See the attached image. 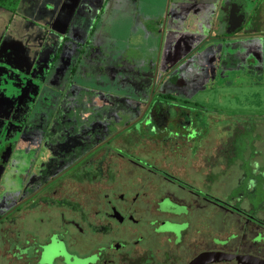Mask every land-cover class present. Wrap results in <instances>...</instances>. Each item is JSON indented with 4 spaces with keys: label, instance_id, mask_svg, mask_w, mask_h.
Masks as SVG:
<instances>
[{
    "label": "flooded vegetation",
    "instance_id": "flooded-vegetation-1",
    "mask_svg": "<svg viewBox=\"0 0 264 264\" xmlns=\"http://www.w3.org/2000/svg\"><path fill=\"white\" fill-rule=\"evenodd\" d=\"M249 1L240 26L263 0ZM69 41L39 71L18 70L7 55L0 69L12 85L0 87V264H264V200L201 190V154L218 143L201 107L162 93L141 119L83 122L76 94L54 103L82 60L60 87L43 79L54 69L62 81ZM213 153L218 164L233 154Z\"/></svg>",
    "mask_w": 264,
    "mask_h": 264
},
{
    "label": "rangeland",
    "instance_id": "rangeland-1",
    "mask_svg": "<svg viewBox=\"0 0 264 264\" xmlns=\"http://www.w3.org/2000/svg\"><path fill=\"white\" fill-rule=\"evenodd\" d=\"M203 1L218 15L209 12L201 24L190 4L201 0H24L16 14L0 9V69L5 55L9 65L17 56L18 70L46 68L69 38L59 68L63 79L51 69L45 86H62L73 63L82 62L74 85L54 103L76 94L77 119L120 126L141 119L162 93L197 104L203 129L218 142L205 143L201 154V190L264 200V0L241 26L229 15L230 0ZM219 147L233 152L220 164L212 158Z\"/></svg>",
    "mask_w": 264,
    "mask_h": 264
},
{
    "label": "crops",
    "instance_id": "crops-1",
    "mask_svg": "<svg viewBox=\"0 0 264 264\" xmlns=\"http://www.w3.org/2000/svg\"><path fill=\"white\" fill-rule=\"evenodd\" d=\"M23 1L24 0H22L19 7L22 6ZM32 4H34V3H32ZM190 4L193 7L197 8L198 13H201V24H203L205 22L207 16L209 15V12H212V14H216L215 10H212L213 5L209 1L201 0V2H193ZM252 9H253V4L250 3L249 0H232V3L229 5V15L231 17H233L234 19H239L238 18L239 15H241V18H242V16L244 14H250ZM177 18H178V16L175 18V20H177Z\"/></svg>",
    "mask_w": 264,
    "mask_h": 264
},
{
    "label": "trees",
    "instance_id": "trees-1",
    "mask_svg": "<svg viewBox=\"0 0 264 264\" xmlns=\"http://www.w3.org/2000/svg\"><path fill=\"white\" fill-rule=\"evenodd\" d=\"M22 0H0V9L16 14Z\"/></svg>",
    "mask_w": 264,
    "mask_h": 264
}]
</instances>
